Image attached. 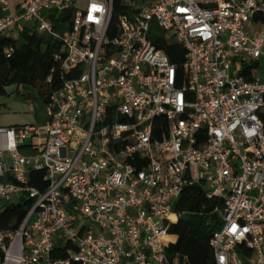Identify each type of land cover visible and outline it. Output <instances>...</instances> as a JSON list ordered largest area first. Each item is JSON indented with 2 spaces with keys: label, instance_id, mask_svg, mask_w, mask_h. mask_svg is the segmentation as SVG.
Returning <instances> with one entry per match:
<instances>
[{
  "label": "built area",
  "instance_id": "2783aa9c",
  "mask_svg": "<svg viewBox=\"0 0 264 264\" xmlns=\"http://www.w3.org/2000/svg\"><path fill=\"white\" fill-rule=\"evenodd\" d=\"M262 13L261 0H0V37L58 41L63 79L45 127H0V211L31 202L0 230V264H181L169 227L195 185L220 201L213 264H264ZM154 42L181 48V66Z\"/></svg>",
  "mask_w": 264,
  "mask_h": 264
},
{
  "label": "trees",
  "instance_id": "16d2710c",
  "mask_svg": "<svg viewBox=\"0 0 264 264\" xmlns=\"http://www.w3.org/2000/svg\"><path fill=\"white\" fill-rule=\"evenodd\" d=\"M64 16L51 14V21L55 29L60 30L59 24ZM256 19L264 21V13ZM157 48L164 49L171 62L181 66L183 51L171 43L163 47L154 42ZM11 50L7 57L5 51ZM61 50L58 41L40 35L34 29L23 27L13 36L0 37V96L6 95V87L15 85H30L36 88L39 98L49 102V96L63 81L59 65L54 60V53ZM257 65L248 66L241 70L249 79L254 77ZM51 76L48 81L47 78ZM74 76V75H72ZM71 76L65 75L64 78ZM259 116L264 120V108L259 111ZM159 124H155L154 137L159 138ZM30 185L44 190L47 179L44 171H31L29 173ZM215 204H220L217 199L209 200L205 196L202 185L187 187L181 193L174 211L179 214L178 221L169 227V233L175 235L176 240L166 252L167 255H179L181 264H213L209 239L219 226L217 215L211 214ZM31 202L26 200L19 203L6 204L0 211V230L15 228L21 222ZM173 239V238H170ZM53 258L63 257L62 247L55 246Z\"/></svg>",
  "mask_w": 264,
  "mask_h": 264
},
{
  "label": "rangeland",
  "instance_id": "374dc122",
  "mask_svg": "<svg viewBox=\"0 0 264 264\" xmlns=\"http://www.w3.org/2000/svg\"><path fill=\"white\" fill-rule=\"evenodd\" d=\"M15 0H9L13 5ZM264 3V0H261ZM82 4L81 2L79 3ZM14 8V6H13ZM38 34L42 35L41 31ZM235 62V66H236ZM257 74L264 81V58L259 62ZM6 95L0 96V127H10L24 121L31 120L33 115L46 118V112L49 110V103H44L40 98L31 97L22 99L17 92V86L11 85L6 87ZM17 103V104H15ZM22 114V116H7L6 114ZM25 115V116H24ZM33 122V121H32ZM23 202L16 197H11L9 204Z\"/></svg>",
  "mask_w": 264,
  "mask_h": 264
},
{
  "label": "crops",
  "instance_id": "0c3cea01",
  "mask_svg": "<svg viewBox=\"0 0 264 264\" xmlns=\"http://www.w3.org/2000/svg\"><path fill=\"white\" fill-rule=\"evenodd\" d=\"M17 92L19 93L20 98L22 99H28L31 97H35V98H39L38 95V91L36 90V88H34L33 86L30 85H20L17 87ZM17 104V103H15ZM7 116H22V114H6ZM25 116V115H24ZM49 120V111L46 112V118H41L40 116H36L33 115V117L31 118V120L28 121H24L22 123L19 124H15V125H22V124H33L36 125L38 127H45L47 125V122ZM33 121V122H32Z\"/></svg>",
  "mask_w": 264,
  "mask_h": 264
}]
</instances>
